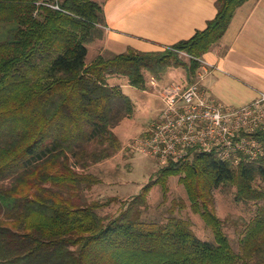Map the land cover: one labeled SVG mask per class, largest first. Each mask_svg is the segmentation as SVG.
Masks as SVG:
<instances>
[{
  "label": "trees",
  "instance_id": "obj_1",
  "mask_svg": "<svg viewBox=\"0 0 264 264\" xmlns=\"http://www.w3.org/2000/svg\"><path fill=\"white\" fill-rule=\"evenodd\" d=\"M248 1L217 0L204 29L163 50L130 48L88 64L89 45L105 34L102 2L0 0V264H264V211L236 247L205 192L223 184L236 187L238 202L263 201L264 152L234 164L193 149L161 165L153 182L180 175L213 240L178 217L143 220L138 208L103 216L98 209L114 199L86 193L99 181L87 169L122 150L115 127L135 109L111 77L146 90L148 74L164 81L182 68L191 83ZM257 136L264 149V132Z\"/></svg>",
  "mask_w": 264,
  "mask_h": 264
},
{
  "label": "crops",
  "instance_id": "obj_2",
  "mask_svg": "<svg viewBox=\"0 0 264 264\" xmlns=\"http://www.w3.org/2000/svg\"><path fill=\"white\" fill-rule=\"evenodd\" d=\"M97 1L104 5L106 27L104 37L89 45V50L96 48L95 59L130 48L163 50L204 29L218 11L217 0ZM222 47L204 55L212 67L203 87L228 106L248 104L264 92V0H250L238 9ZM180 71L174 68L170 76Z\"/></svg>",
  "mask_w": 264,
  "mask_h": 264
},
{
  "label": "rangeland",
  "instance_id": "obj_3",
  "mask_svg": "<svg viewBox=\"0 0 264 264\" xmlns=\"http://www.w3.org/2000/svg\"><path fill=\"white\" fill-rule=\"evenodd\" d=\"M96 53V48L91 47L86 58L88 64L94 61ZM181 56L188 58L184 53H181ZM180 72H174L170 79L160 82L159 86H185L186 72ZM147 77L151 82L149 74ZM195 80L196 75L192 77L191 83ZM110 82L124 88L133 99L135 109L131 117L115 127L123 144L122 150L87 169V172L99 180L87 190V196L91 201L114 199L111 204L98 209L103 216H117L124 210L138 208L142 211L143 220L167 222L172 217H178L187 220L200 238L213 240V230L201 214L195 211L181 176H169L166 186L161 181L154 183L162 167L159 161L154 157L132 152L127 147V144L143 133L145 128H149L163 111L165 104L158 97V87L150 83V88L139 90L130 86L126 78L119 76L111 77ZM262 186L264 187V184ZM146 187L149 188L146 190ZM205 190L210 208L224 221V229L237 247L246 235V223L264 211V200L238 202L235 197L236 187L223 184L213 188L207 187Z\"/></svg>",
  "mask_w": 264,
  "mask_h": 264
},
{
  "label": "built area",
  "instance_id": "obj_4",
  "mask_svg": "<svg viewBox=\"0 0 264 264\" xmlns=\"http://www.w3.org/2000/svg\"><path fill=\"white\" fill-rule=\"evenodd\" d=\"M199 61L196 80L185 86H159L158 80L151 77L150 83L158 87L165 107L157 120L127 147L156 158L161 165L179 162L193 149L214 153L234 164H239L243 157L257 159L264 152L257 136L264 132V92L248 104L228 106L203 87L212 64L204 57Z\"/></svg>",
  "mask_w": 264,
  "mask_h": 264
}]
</instances>
